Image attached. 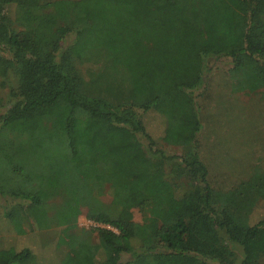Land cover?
<instances>
[{"label": "trees", "instance_id": "16d2710c", "mask_svg": "<svg viewBox=\"0 0 264 264\" xmlns=\"http://www.w3.org/2000/svg\"><path fill=\"white\" fill-rule=\"evenodd\" d=\"M211 60L229 61L234 93L264 90V0H0V66L19 78L0 116V140L13 137L0 142L4 217L66 226L62 264H260L264 218L251 216L264 171L219 193L200 155L196 92ZM149 111L165 118L163 141L181 150L185 181L146 158L141 137L164 156L146 130ZM83 212L117 232L95 227L94 242L75 226ZM33 262L28 248L0 255Z\"/></svg>", "mask_w": 264, "mask_h": 264}, {"label": "rangeland", "instance_id": "374dc122", "mask_svg": "<svg viewBox=\"0 0 264 264\" xmlns=\"http://www.w3.org/2000/svg\"><path fill=\"white\" fill-rule=\"evenodd\" d=\"M16 3L6 7L9 18L15 19ZM147 22H153L152 11ZM146 14L145 8H138L136 14ZM180 17V14L177 15ZM181 18V17H180ZM7 57V56H6ZM212 72L206 74V87L196 92L200 110L202 129L198 136L200 155L209 168V183L219 193H225L242 181L257 180L259 170L264 171V90L255 93H234L232 79L228 73L227 60H211ZM19 78L13 70H4L0 66V116L16 101ZM148 134L156 142V150L164 154L153 155L148 148V141L141 137L146 158L154 159L161 166L170 181H185L181 150L169 146L163 141L166 120L155 111L142 113ZM12 135L0 142L12 140ZM8 148V147H7ZM9 197L0 194V255L9 256L15 251L28 248L34 254L33 264H62L69 246L66 226H40V221L21 215L10 221L4 217L6 207H11ZM9 201V202H8ZM62 203V198L55 197L47 206L49 217ZM14 205V203L12 202ZM23 216V215H22ZM24 217V216H23ZM134 221L143 222L140 211H133ZM264 218V202L258 204L251 216V223ZM83 212L77 219V230L92 235L97 243V233ZM19 225V226H18ZM75 229H72L71 233ZM240 253L238 247H233ZM260 264H264V259Z\"/></svg>", "mask_w": 264, "mask_h": 264}, {"label": "built area", "instance_id": "2783aa9c", "mask_svg": "<svg viewBox=\"0 0 264 264\" xmlns=\"http://www.w3.org/2000/svg\"><path fill=\"white\" fill-rule=\"evenodd\" d=\"M93 226H94V227H99V226H101V225L93 224ZM101 227L108 228V229H110V230H112V231H114V232H117L116 229H114L113 227H110V226H101Z\"/></svg>", "mask_w": 264, "mask_h": 264}]
</instances>
